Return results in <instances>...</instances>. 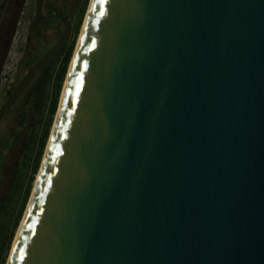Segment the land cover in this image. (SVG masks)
I'll return each mask as SVG.
<instances>
[{"label":"water","instance_id":"obj_1","mask_svg":"<svg viewBox=\"0 0 264 264\" xmlns=\"http://www.w3.org/2000/svg\"><path fill=\"white\" fill-rule=\"evenodd\" d=\"M38 175L6 264H264V0H91Z\"/></svg>","mask_w":264,"mask_h":264},{"label":"rangeland","instance_id":"obj_2","mask_svg":"<svg viewBox=\"0 0 264 264\" xmlns=\"http://www.w3.org/2000/svg\"><path fill=\"white\" fill-rule=\"evenodd\" d=\"M90 2L91 0H49V3L54 8L60 10L61 12L63 11V13L67 15L70 20L71 32L66 44L70 45L73 42L74 45L71 60L81 36ZM36 7L37 0H0V28L3 23L6 28L12 25V23L15 24L7 55L3 63L0 60V109L11 96V92L13 93L16 89L15 87L18 86L19 82L22 80L23 74L26 71L25 67L20 65V62H24L27 59V56H29V53L27 52V37L30 26L35 22ZM47 13V15H51L52 17L54 16L52 11ZM78 25L79 27L77 29ZM63 29L64 27L61 23H53L45 33V40L53 33L60 36ZM35 36L36 39L38 37V41H40V34L36 33L34 37ZM44 41L42 39V42ZM25 48L27 50H25ZM60 65L61 60H58L52 67L50 72L52 77L46 84V91L42 99V104L37 106L36 104L30 102L26 104V102H24L25 100L19 101V103L15 104L4 121V131L2 132L0 143V181L4 185L2 186V190L0 192V198L9 192V189H11L12 186L16 185L17 189L9 204L8 213L0 219V249L2 247L3 240L10 233L14 219L22 206L24 193L31 178H33L31 194L34 190L35 182L41 168L46 148L37 173L33 175L35 159L38 153L40 139L43 136L48 121L50 98L52 92L54 91L53 84L56 82L55 75L58 72ZM56 115L54 117V121ZM54 121L50 128V135L53 129ZM48 142L49 138L47 140V144ZM28 203L29 200L26 203L22 219L15 231L13 242L5 255V261L3 264H6L9 259L13 243L26 213Z\"/></svg>","mask_w":264,"mask_h":264},{"label":"trees","instance_id":"obj_3","mask_svg":"<svg viewBox=\"0 0 264 264\" xmlns=\"http://www.w3.org/2000/svg\"><path fill=\"white\" fill-rule=\"evenodd\" d=\"M50 22L51 23L48 26H39L38 24L34 23V29L37 31V33L40 34L41 38H40V41H38V37H37V39H33L32 35L29 36V47L32 46L31 47L32 49L30 50L28 60L25 64V68L27 70L31 66L36 64L40 59L41 49L43 48L42 47L43 46L42 39L45 40L43 32H42L43 27L48 29L50 27V25L53 23H57V22L61 23V21L56 19V18L52 19ZM78 27H79V25L77 26V29H78ZM14 28H15V24H13V23H12V25H10L7 28L5 27V25L3 23V25L0 28V60L2 63H3V61L7 55L9 45H10V40H11V37H12L13 32H14ZM41 34H42L43 38H42ZM58 39H59V36H57L56 33H53L51 36H49V38H46L45 42H47L48 45L45 47L46 49L45 48H43V49L49 50L58 41ZM34 40H36L35 43H34ZM73 50H74L73 42L70 45L65 46L62 49V51L58 54V56L50 64H48L39 75H37L35 77V79L27 87V89L25 90L23 95L17 101V103H19V101L25 100L24 102H26V104H28V102H30V103L36 104L37 106H40L42 104V99L45 95L46 84L49 80H51V77H52V75L50 74L52 67L58 60H61L60 68L55 75L56 76V82L53 84L54 85V89H53L54 91L52 92V95L50 98L49 117H48V121H47L45 130H44L43 136L41 137L40 142H39V149H38V153H37V156L35 159L33 175L35 173H37V170L39 168V164L41 162L44 150H45L46 145H47V140H48L49 135H50V128L53 124L54 117H55L57 110H58L60 97H61V93H62V89H63V84H64V81H65V78H66V75L68 72V68H69V64L71 61V56H72ZM11 94H12V92H11ZM13 107L11 108V110L13 109ZM10 111L8 112V114L10 113ZM6 116L3 118L1 125H0V128H1L0 143H1L2 132L4 131L3 127H4V121L6 119ZM4 145H5V143H4ZM32 183H33V178H31L30 183L27 185V188L25 190L24 197H23L22 206L19 209L17 216L14 219V223H13V226L11 228V231L5 237V239L2 242V247L0 249V252H1L0 264L4 263L5 255H6L7 251L10 249L11 244L13 242L15 231L19 226V223H20L22 216H23L24 208L26 207V203L29 200V197L31 194ZM3 185L4 184L0 181V192L2 190ZM16 189H17L16 185L12 186L11 189H9V192H7L4 196H2L0 198V219L2 218V216H4L5 214L8 213L7 211L9 208V204H10L11 200L13 199V195L16 192Z\"/></svg>","mask_w":264,"mask_h":264},{"label":"flooded vegetation","instance_id":"obj_4","mask_svg":"<svg viewBox=\"0 0 264 264\" xmlns=\"http://www.w3.org/2000/svg\"><path fill=\"white\" fill-rule=\"evenodd\" d=\"M48 1H49V0H48ZM36 9H37V8H36ZM49 11L51 12L50 8H49L48 6L45 5L44 8H43V16L49 18V22H48V24H46V25H39V24H38L39 26H48V25L51 23L50 21H51L52 19H55V18L52 17L51 15H47V14H48L47 12H49ZM34 23H36V21H35ZM34 23L30 26V28H29V33H28V37H27V39H28V41H27V42H28V45H27V47H28V51H27V52H28L29 54H30V50L32 49V48H31L32 46L29 47V36L32 35V37H34V35H36V33H37V31L34 29ZM36 24H37V23H36ZM61 24H62V23H61ZM51 25H52V24H51ZM51 25H50V26H51ZM62 26H63V24H62ZM42 32H43V35L45 36V33L47 32V29H46L45 27H43ZM62 33H63V32H62ZM61 35H62V34H61ZM61 35L59 36V39H60ZM41 36H42V34H41ZM42 38H43V36H42ZM33 39H36V36H35ZM59 39H58V41H59ZM43 41H44V40H43ZM58 41H57V42H58ZM35 42H36V40H34V43H35ZM57 42H56V43H57ZM45 43H46L45 41L42 42V44H43L42 47H43V48H45V47L48 45L47 43H46V44H45ZM56 43H55V44H56ZM55 44H54V45H55ZM54 45H53V46H54ZM53 46H52V47H53ZM65 46H68V44H65L64 47H65ZM27 47H26V48H27ZM52 47H51V48H52ZM64 47H63V48H64ZM26 48H25V50H27ZM43 48L41 49L40 59H41V58H42V57H43V56H44V55H45V54L51 49V48H50L49 50H44ZM45 49H46V48H45ZM61 51H62V50H61ZM61 51H60V52H61ZM24 56H25V54H24ZM57 56H58V55H57ZM57 56H56V57H57ZM40 59H39V60H40ZM27 60H28V56H27V59H26L24 62H22V61L20 62V63H21L20 65H22V66L25 67V64H26ZM53 60H54V59H53ZM53 60H52V61H53ZM34 65H35V64H34ZM34 65H33V66H34ZM33 66H31L28 70L25 68L26 71H25V73L23 74L22 79H23V77L26 75V73H27V72H28ZM43 70H44V69H43ZM19 83H20V82H19ZM16 88H17V86H16ZM13 92H14V91H13Z\"/></svg>","mask_w":264,"mask_h":264},{"label":"bare ground","instance_id":"obj_5","mask_svg":"<svg viewBox=\"0 0 264 264\" xmlns=\"http://www.w3.org/2000/svg\"><path fill=\"white\" fill-rule=\"evenodd\" d=\"M81 34H82V32H81ZM81 37V36H80ZM79 40H80V38H79ZM66 81V80H65ZM39 176V175H38ZM38 176H37V179H38ZM36 182H37V180H36ZM36 182H35V185H36ZM26 214V213H25ZM25 216V215H24ZM22 224V223H21ZM21 227V226H20ZM19 230H20V228H19ZM19 232V231H18ZM17 235H18V233H17Z\"/></svg>","mask_w":264,"mask_h":264},{"label":"snow or ice","instance_id":"obj_6","mask_svg":"<svg viewBox=\"0 0 264 264\" xmlns=\"http://www.w3.org/2000/svg\"><path fill=\"white\" fill-rule=\"evenodd\" d=\"M92 44H93V46L95 45V41L94 40L92 41Z\"/></svg>","mask_w":264,"mask_h":264}]
</instances>
